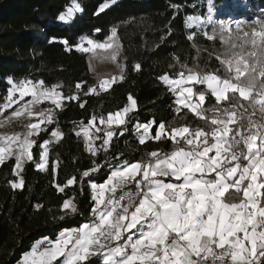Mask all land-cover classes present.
Wrapping results in <instances>:
<instances>
[{
    "label": "snow or ice",
    "instance_id": "obj_1",
    "mask_svg": "<svg viewBox=\"0 0 264 264\" xmlns=\"http://www.w3.org/2000/svg\"><path fill=\"white\" fill-rule=\"evenodd\" d=\"M110 2L114 5L117 0ZM108 7V3L102 4L97 14ZM173 8L176 6L173 5ZM82 11L78 0H72L58 19L70 22ZM211 11L210 6L209 23L213 22ZM199 21V17H188L186 23L191 26ZM254 22L260 23L262 30L254 29L251 34L244 33L243 37L231 40L230 49L237 51L233 52L232 58L220 61L223 75L219 74L220 69L201 73L181 64L177 78L168 75L160 77L174 93L177 86L182 84L206 85L204 90L195 93L192 86L182 87L178 94L181 99L177 100V104L205 119L206 124L210 119L209 132L201 128L190 132L187 125L166 129L165 124L160 122L153 136L152 124L155 121L138 124L137 129H143L140 143L147 139L160 140L168 132L172 140L180 137L191 147L188 150L180 147L163 156L151 152L149 156L155 157L154 161L130 165L125 162L123 170L113 171L105 184L91 185L97 192L96 207L92 212L98 219L79 229L61 232L55 240L44 238L35 242L30 251L23 254L20 264H86L91 256L101 257V264H264V18ZM219 31L223 39L230 26L220 22ZM116 35L117 30L113 27L109 39ZM214 38L215 31L208 36L209 40ZM85 39L90 48L84 46ZM188 39L192 40L193 36L189 35ZM64 43L68 44V41ZM109 48H113L111 59L115 61L119 45L113 47L112 43H97L84 37L78 45L82 52ZM140 67L139 64L135 65L136 70ZM124 78L121 68L119 77H112V81L104 80L99 87L107 91L112 82ZM36 84L43 86L44 81ZM29 85H33V82H17L0 105V112H7L26 96L33 97L27 104L14 109L6 117L8 121L18 119L25 113L33 115L29 106L38 103L41 96H47L50 92L53 93V103L60 107L54 98L61 96L60 92L55 91L60 86L38 89L35 85ZM75 88L81 89V83H77ZM17 92L19 98L13 99ZM91 93H97L96 86H90L83 92L85 96ZM206 93L224 106L213 105L212 108L203 109ZM194 95L198 97V103L191 102ZM67 99L78 100L80 96L69 94ZM128 100L130 106L109 113L106 118H99L101 124L107 123L109 126L105 143H109L116 134L111 130V125L124 124L123 114L135 110L136 101L131 94ZM85 103L79 106L83 108ZM206 112H213V116L206 118ZM38 115L41 117L39 123L24 125L23 133L0 135V165L14 159L13 171L19 177L10 182L14 189L25 186L21 173L27 161H33L40 170L48 171L49 141L45 140L43 150H40L41 146L33 137L43 131L40 129L41 123H52V115L45 111ZM96 120L97 117L93 115L89 125L80 122L88 151L93 155L95 150L88 129L94 126ZM51 136L60 139L63 133L57 129ZM210 138L213 140L211 144ZM33 145L38 151L36 160H33ZM213 151L214 155L210 156L209 153ZM88 174L84 173L85 176ZM138 175L142 179L137 184L135 194L126 193L118 198L111 196L105 203V191L114 194L117 187ZM165 176L182 182L165 183L158 178ZM206 176L212 178L206 179ZM73 183L75 177L67 181V184ZM58 188L64 191V187L58 185ZM229 189L234 191L225 202V193ZM137 196L140 197L138 200ZM125 199L127 203L122 204L121 201ZM62 207L72 213L77 212L72 200L65 201ZM133 229L139 234L135 239L127 235ZM113 241L117 243L113 244Z\"/></svg>",
    "mask_w": 264,
    "mask_h": 264
},
{
    "label": "trees",
    "instance_id": "obj_2",
    "mask_svg": "<svg viewBox=\"0 0 264 264\" xmlns=\"http://www.w3.org/2000/svg\"><path fill=\"white\" fill-rule=\"evenodd\" d=\"M209 1L218 11L235 9L234 0H117L97 14L100 6L110 0H78L83 11L70 22H62L58 16L72 0H0V102L8 92L10 79L15 83L44 81L43 86L58 83L65 97L80 96L66 101L56 111L54 121L36 138L41 146L55 129L63 133L59 141L50 144L48 171L27 161L21 173L25 186L14 189L10 182L19 179L13 171L14 159L0 165V264H16L39 239L55 240L62 230L89 222L93 206L90 184L104 182L112 169L125 162H146L151 158L149 153L157 150L165 153L185 145L182 139L177 143L167 137L140 143L138 124L154 120L153 135L160 122L166 129L187 125L190 129L210 130V119L206 124L205 119L179 106L176 92L160 79L162 75L177 78L181 64L201 73L220 69L223 75L220 61L232 58L237 50L230 49V42L243 36L225 32L221 39L215 27L187 26L188 17L206 15ZM244 1L253 11H264V0ZM113 27L121 43L125 78L104 91L91 72L89 54L77 46L84 36L106 40ZM214 31L215 38L209 40ZM136 64L141 66L139 70ZM77 83H81L79 90L75 88ZM90 86H96L98 94L85 96L83 92ZM194 87L196 92L206 88L199 84ZM129 94L136 101L135 110L126 114L123 126L115 128L109 144L105 145L104 134L100 135L93 155L80 122L87 125L93 115L98 122L100 117L130 106ZM213 105L224 106L206 93L202 108ZM212 116L213 112L205 113L206 118ZM32 151L33 160L38 159L36 145ZM85 172L89 174L85 176ZM73 177L75 183L67 184ZM58 185L64 187L63 192ZM66 200L75 203L77 212H63ZM98 262L91 258L86 264Z\"/></svg>",
    "mask_w": 264,
    "mask_h": 264
},
{
    "label": "rangeland",
    "instance_id": "obj_3",
    "mask_svg": "<svg viewBox=\"0 0 264 264\" xmlns=\"http://www.w3.org/2000/svg\"><path fill=\"white\" fill-rule=\"evenodd\" d=\"M107 3L111 5V2H107ZM210 6L212 9L211 11V16H212V21H213L212 23L207 22V17L210 14L209 13ZM233 8H235L236 10L229 9V10H224V11H218L213 7L211 1H209L208 11L204 17H199L200 18L199 23H194L191 26H188V25L187 26L195 27V28H201V27L203 28L205 26H208L211 28L215 27L219 31L220 22H224L225 24L230 26V31L226 33L233 35V36H244V33H252L254 29L256 31L262 30L261 24L255 23L254 21L261 20L262 18H264V11H260L258 9L253 11L250 5H248V3L245 2L244 0H234ZM237 9H240L241 11ZM190 17H195V16H190ZM237 24L240 25L239 28L236 27ZM110 37H111V34L104 41H96L93 39L92 40L97 43H112L113 47L119 45V54L115 61L111 59L113 48L93 49L92 51L87 52L89 54V63H90L91 72L93 76L96 78L98 82V86L104 80L112 81V77H119L121 73V68H123V65H122L123 56H122L121 43L119 41V38L116 35V37L110 40L109 39ZM84 38H88V37L84 36ZM80 43H81V38H80ZM83 43L85 47H89V48L91 47L90 45L87 44V39H85ZM56 85H59V84L56 83ZM52 86H42V87H47V88L50 87L51 89ZM31 111L33 113V115L31 116L25 115L24 117H21L13 121H10L8 123L2 124V126H0V131L1 130L2 132L6 131V134H11L14 132L23 133L25 131L24 125L28 123H39L41 117L38 115V113H40L41 111H45L46 114L52 115V122H53L55 119L54 115L56 112V107L53 104H51L49 101H44L43 103H40V102L35 103ZM50 124L51 123H47V122L43 124L41 123L40 129L45 130L46 127ZM97 128L100 129L99 132L96 131ZM107 130H109V126L105 124L94 125L92 127H89L88 131H89V136L91 138V143L93 145V148L95 147V142L98 139H100L101 134H104V141L107 139L106 137ZM111 130L114 131L115 127H111ZM54 131H57V130H54ZM36 138L37 136L33 137V139L35 140ZM55 139L56 138L50 135L48 141L51 144V142L55 141ZM104 144L107 145L109 143L104 142ZM87 148H88V143H87Z\"/></svg>",
    "mask_w": 264,
    "mask_h": 264
},
{
    "label": "crops",
    "instance_id": "obj_4",
    "mask_svg": "<svg viewBox=\"0 0 264 264\" xmlns=\"http://www.w3.org/2000/svg\"><path fill=\"white\" fill-rule=\"evenodd\" d=\"M78 48V47H77ZM118 80H120V79H116L115 80V82L116 81H118ZM23 81H25V80H23ZM27 81H31V80H27ZM33 82V85H35L38 89L39 88H42V86H40V85H37L36 84V82H38V81H36V82H34V81H32ZM9 83H10V87H9V89H8V92H9V90L16 84L13 80H9ZM114 82H112L111 83V86H112V84H113ZM33 85H29V87H32ZM56 85V84H55ZM58 86H60V85H58ZM189 86H192L193 87V90H194V93L196 92L195 91V87H194V85H192V84H182V85H179V86H177V88H176V96H177V100L178 99H181V97H179V92H180V90H181V88L182 87H189ZM205 87H206V85H205ZM49 89H50V87H48ZM110 88V87H109ZM108 88V89H109ZM102 90H104V89H102ZM55 91H58V92H60L61 93V96H59V97H54L55 99H56V101H57V103H59L60 104V107H57V104L56 103H53V93H49L47 96H41V98H40V103H43L44 101H49L51 104H53L55 107H56V111L58 110V109H60L62 106H63V104L66 102V101H68L69 99H67V97H65L64 95H63V93L61 92V90H60V87H58V88H56L55 89ZM105 91V90H104ZM39 94V93H38ZM19 95V93L17 92L16 94H15V96L17 97ZM185 95H187V94H185ZM26 98L27 99H30V100H32L33 99V97L31 96V95H29V96H26ZM192 103H198V97L196 96V95H194L193 97H192V101H191ZM179 105V104H178ZM33 107H34V104L32 105ZM179 106H181V107H183V105H179ZM199 110V109H198ZM117 112V111H116ZM116 112H112V113H116ZM109 114V113H108ZM107 114V115H108ZM55 116H56V112H55V115H54V118H55ZM107 117V116H106ZM105 117V118H106ZM123 119L125 120L126 119V114H123ZM151 121H154V120H150L149 122H151ZM148 122V123H149ZM46 123V122H45ZM90 123V122H89ZM89 123L87 124V125H89ZM43 124V123H42ZM125 124V123H124ZM124 124H116V123H113L112 125H111V127H120V126H123ZM143 124H147V123H143ZM143 124H139V125H143ZM94 125H102L101 123H100V120H98V122L97 121H95V123H94ZM105 125H107L108 126V124L107 123H105ZM153 125L154 124H152V127H153ZM230 127H232V125L230 126ZM136 129H137V126H136ZM190 129V128H189ZM55 130H57V129H55ZM138 130V129H137ZM191 130H193V129H190V132H191ZM59 131H61V130H59ZM139 132H140V136H139V140L141 139V135H142V133H143V129L141 128V129H139L138 130ZM158 131V127H157V129H156V132ZM205 132H209V131H205ZM4 134H6V131H4V132H2V130L0 131V135H4ZM156 134V133H155ZM153 135V134H152ZM186 135H188V134H186ZM154 136V135H153ZM163 137H167V138H170V134L168 133V132H166L164 135H162V137L161 138H163ZM61 139V138H60ZM60 139H55V141H59ZM171 139V138H170ZM179 139H181L180 137H176V140H172L173 142H175V141H178ZM48 140V139H47ZM149 139H147L146 141H148ZM183 140V139H182ZM145 141V142H146ZM184 141V140H183ZM213 142V140H212V138H210L209 139V144H211ZM185 143V142H184ZM258 143H259V141H258ZM43 144H44V142L41 144V150H43ZM180 147H184L186 150H188L191 146H189V145H187L186 143H185V145L184 146H180ZM180 147H177V148H175V149H173V150H171V151H169V152H165V153H160L158 150L157 151H154V152H157V153H159L161 156H163L164 154H170V153H172L174 150H176V149H178V148H180ZM47 148H48V154H49V148H50V143L47 145ZM209 155L210 156H212V155H214V151L212 152V153H209ZM156 158L155 157H151L150 158V160H148V161H146V162H139V161H136V162H133V163H147V162H149V161H154ZM133 163H129V165L130 164H133ZM125 166V164H122V165H120V166H118V167H116V168H114V169H112V171H111V173H110V175H109V177H108V179H106L104 182H102V183H96V182H92L91 184H90V187H91V185H93V184H96V185H101V184H105L108 180H109V178H111V174H112V172L113 171H116V170H123V167ZM38 168V167H37ZM39 169V168H38ZM215 174L213 173L212 174V176H214ZM212 176H206L205 178L206 179H211L212 178ZM159 179H162L165 183H181L182 182V180L181 181H177L174 177H167V176H165V177H158ZM141 179H142V176H136L135 177V179L134 180H130V181H128L127 183H125V184H123V185H121V186H128V185H136V184H138V182L139 181H141ZM120 186V187H121ZM118 189H119V187H117V189H116V192L113 194V193H111V192H108V191H105V193H104V200H105V203H107L108 202V199H109V197H111V196H115L116 197V195H117V193H118ZM234 191L233 189H229V192L230 191ZM91 193H92V199H93V206H92V209L94 208V207H96V200H95V197L97 196V192L96 191H94L93 189H92V187H91ZM227 195V193H225V196ZM224 199H225V197H224ZM67 201V200H66ZM225 202H227V201H225ZM74 203V202H73ZM101 207H103V206H101ZM92 209H91V216H90V221L89 222H86V223H83L81 226H79V227H76V228H71V229H64V230H62L61 232H65V231H69V230H73V229H79V228H81V227H83V225H85V224H92L93 222H95L97 219H98V217H96V216H94L93 215V212H92ZM118 211H119V209H118ZM63 212L65 213V214H68V213H71V211L70 210H66V209H63ZM139 227V226H138ZM60 232V233H61ZM127 235H131L132 237H133V239H135L139 234L137 233V231H136V229H133V231H132V233H128ZM42 239H44V238H41V239H39L38 241H40V240H42ZM49 239V238H48ZM37 242V241H36ZM123 242V241H122ZM113 244H115V243H117V242H115V241H113L112 242ZM30 251V250H29ZM29 251H27V252H29ZM105 251H106V249H105ZM26 252V253H27ZM91 258H97V260L99 261L97 264H101V257H99V256H91L89 259H91ZM21 260H22V257L20 258V260H18L17 261V263L16 264H20V262H21Z\"/></svg>",
    "mask_w": 264,
    "mask_h": 264
},
{
    "label": "built area",
    "instance_id": "obj_5",
    "mask_svg": "<svg viewBox=\"0 0 264 264\" xmlns=\"http://www.w3.org/2000/svg\"><path fill=\"white\" fill-rule=\"evenodd\" d=\"M8 94H9V92H7V94L4 96L3 100L0 102V105H2V104L5 102V98L8 96ZM18 98H19V95H18L17 97L14 95V97H13V99H18ZM29 101H31V100H30V99H27V98L25 97L23 100H21V101L19 102V104H15V105H13L12 108L8 109L7 112H0V124H5V123L10 122V121H8V120L6 119V117L9 116L10 113H11L14 109L21 107V105H25V104H27ZM32 105H33V104H32ZM32 105L29 106V107L31 108V110L33 109V106H32ZM25 115H27V113H25ZM25 115H24V116H25ZM24 116H21V117H24ZM21 117H19V118H21ZM15 119H16V118L12 119L11 121H13V120H15ZM136 192H137V184H136V185L121 186V187H119V189H118V193H117L116 197L118 198V197H120L121 195H124V194H126V193H132V194H135ZM139 198H140V197H138V196L136 197L137 200H138ZM121 203H122V204H126V203H127V199H125L124 201H121Z\"/></svg>",
    "mask_w": 264,
    "mask_h": 264
}]
</instances>
